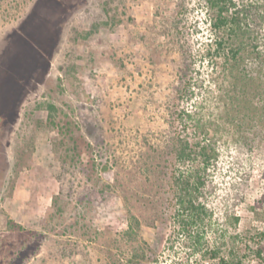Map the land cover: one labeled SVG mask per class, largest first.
<instances>
[{
  "label": "rangeland",
  "instance_id": "1",
  "mask_svg": "<svg viewBox=\"0 0 264 264\" xmlns=\"http://www.w3.org/2000/svg\"><path fill=\"white\" fill-rule=\"evenodd\" d=\"M178 2L0 0V264H116L134 246L123 236L130 214L151 247L141 264H220L192 255L182 236L167 243L182 109L219 150L205 190L211 243L264 264V141L241 146L223 63L204 53L202 0H187L197 79L189 99L178 96Z\"/></svg>",
  "mask_w": 264,
  "mask_h": 264
},
{
  "label": "trees",
  "instance_id": "2",
  "mask_svg": "<svg viewBox=\"0 0 264 264\" xmlns=\"http://www.w3.org/2000/svg\"><path fill=\"white\" fill-rule=\"evenodd\" d=\"M210 13V41L206 56L222 62V71L229 81L226 109L241 138V146L253 151L264 141V0H202ZM188 2L179 0L172 20V40L181 49L183 63L178 96L189 99L194 92L197 64L190 50L185 24ZM193 57V58H192ZM49 121L56 124L57 106L47 105ZM179 124L170 141L173 167L168 179L172 208V232L167 243L184 237L192 255L220 264H243L240 256L223 255L220 243H211L213 210L205 200L209 169L216 162L219 150L208 136L205 122L194 118L189 110L178 113ZM175 124V120L171 121ZM194 130V132H191ZM123 236L134 244L129 256L116 264H141L151 251L140 235V222L129 215ZM264 236V233L262 234ZM259 254L264 246H259Z\"/></svg>",
  "mask_w": 264,
  "mask_h": 264
}]
</instances>
